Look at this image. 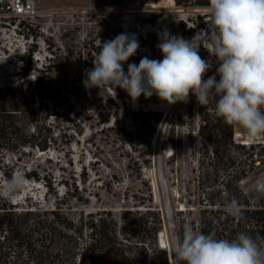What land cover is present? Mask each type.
Returning a JSON list of instances; mask_svg holds the SVG:
<instances>
[{"label": "rangeland", "instance_id": "374dc122", "mask_svg": "<svg viewBox=\"0 0 264 264\" xmlns=\"http://www.w3.org/2000/svg\"><path fill=\"white\" fill-rule=\"evenodd\" d=\"M37 6L38 16L32 22V30L30 34L28 30L25 33L29 34L27 38L33 36L30 44L25 46L22 39L13 35H0V87L15 86L26 78L34 79L38 70L52 63L49 74L52 82L39 88L30 86L29 93L41 94L48 90L55 97L48 107L59 115L56 121L55 115L49 117V122L56 126V142L47 152L24 149L20 160L0 149V181L16 173L25 176L24 190L12 199H0V205H13L18 213L52 210L55 199L46 193L45 182L29 177L36 172L41 178L46 176L52 181L63 199L59 203L69 209V216L76 221L82 212L88 215L104 210L111 211L120 221L122 211H146L153 207L162 219V238L158 242L167 251L169 264H175L172 248L184 228L200 231L201 227H206L218 237L226 233L234 219L236 222L242 214L233 218L218 207V193L224 190L225 175L221 174V179L212 187L201 185L203 169L214 179V160L212 156L203 155L199 134L201 113L196 97L190 92L187 102L169 104L153 94L148 98L141 95L134 101L115 85L97 88L86 87L84 83L86 70L93 68L94 55L120 30L135 34L140 45L137 53L123 64L127 73L129 63L138 65L145 56L156 60L163 57L157 48L162 31L191 39L200 30L208 29L206 8L177 11L168 0H125L123 6H102L97 0H37ZM24 46L25 52H22ZM199 54L209 60L208 50L202 46ZM25 59L31 60L30 67L24 63ZM211 62L213 67L204 79L214 75L219 66L214 57ZM40 97L36 103L41 101ZM138 108L162 113L149 147L148 165L140 161L134 164L127 154L128 148L108 142L99 132L104 125L112 127L117 116L129 127L123 109ZM83 128L84 132L79 134ZM234 139L248 146L264 145V138L250 139L239 126H235ZM130 155L134 156L131 152ZM134 157L140 160L138 155ZM253 159L254 165L245 158L238 164L237 169L244 170L245 177L237 182L236 195H240L238 200L260 208L264 206V162L256 155ZM81 167H85L88 174L83 190L85 184H80L83 177L79 176ZM74 182L87 204L75 198L65 199L67 189ZM138 197L146 202L140 203ZM90 239V231L85 230L79 240V253L89 247Z\"/></svg>", "mask_w": 264, "mask_h": 264}, {"label": "trees", "instance_id": "16d2710c", "mask_svg": "<svg viewBox=\"0 0 264 264\" xmlns=\"http://www.w3.org/2000/svg\"><path fill=\"white\" fill-rule=\"evenodd\" d=\"M97 1L102 6H123L125 3V0ZM173 1L182 10L204 9L208 4V0ZM120 33L122 30L117 35ZM24 63L31 66V60L25 59ZM51 66L52 63H49L38 70L34 79L26 78L15 86L0 87V149L10 152L17 160L24 154V149L47 152L56 142V126L49 122V117L55 115L56 121L59 115L48 107L55 97L48 90L41 94L37 91L29 93L30 86L39 88L46 82H52L49 75ZM39 97L41 101L36 103ZM214 107V101L199 106V134L203 155L212 156L214 160V179L203 169L201 185L212 187L221 179V174L225 175L222 181L224 190L218 193V207L223 210L224 192L230 198L238 200L240 197L236 195L237 182L245 177V171L237 169L238 164L245 158L250 159L254 165V155L264 162V145L259 143L248 146L237 142L234 139L235 126H229L217 117ZM123 113L125 120L128 117L129 127L117 116L112 121V127L104 125L99 128V132L108 138V142L119 144L122 149L128 148L134 156L138 155L140 160H134L135 157L127 151L134 164L140 161L148 165L149 147L162 120V113L148 108L123 109ZM70 122L73 123V118ZM83 132L84 128L79 130V134ZM91 135L95 137L93 131ZM80 170L79 176L83 177L80 184H85L83 190L86 188L88 174L85 167ZM29 177L45 182L46 193L54 196L56 205H52L53 209L49 211L31 210L25 213L14 211L10 204L0 205V264H169L168 253L158 242L159 234H162V219L153 207L146 211H122L120 221L107 210L88 215L82 212L76 221L69 216V209L59 203L63 199L50 179L46 176L41 178L36 172H32ZM64 184L68 186L69 182L64 181ZM67 190L65 199L75 198L82 204L88 203L76 182ZM138 200L140 203L146 202L141 197ZM238 201L242 206V216L236 222L234 219L231 228L217 238L231 240L239 232L264 236V206L256 208ZM85 230L90 231L89 247L79 253V240L84 237ZM200 231L205 234L212 232L206 227H201Z\"/></svg>", "mask_w": 264, "mask_h": 264}, {"label": "clouds", "instance_id": "9594fccd", "mask_svg": "<svg viewBox=\"0 0 264 264\" xmlns=\"http://www.w3.org/2000/svg\"><path fill=\"white\" fill-rule=\"evenodd\" d=\"M206 15L208 29L191 39L159 33L162 60L145 56L138 65L129 63L127 73L123 64L137 53V36L124 32L105 41L86 70L85 86L115 85L134 101L155 94L169 104L187 102L191 92L201 106L214 101V113L225 124L241 127L250 139L264 138V0H208ZM201 46L208 50L207 61ZM213 57L219 66L204 79ZM24 188L25 176L16 173L0 181V199H12ZM223 197L225 213L239 217V201L227 192ZM171 256L175 264H264V236L239 232L230 240L186 227Z\"/></svg>", "mask_w": 264, "mask_h": 264}, {"label": "built area", "instance_id": "2783aa9c", "mask_svg": "<svg viewBox=\"0 0 264 264\" xmlns=\"http://www.w3.org/2000/svg\"><path fill=\"white\" fill-rule=\"evenodd\" d=\"M37 7V0H0V35H13L22 39L25 46L30 44L33 36L30 39L27 35L32 30L33 20L38 16ZM27 30L29 34L26 35ZM25 46L22 52H25ZM161 238L159 234V241Z\"/></svg>", "mask_w": 264, "mask_h": 264}, {"label": "bare ground", "instance_id": "6f19581e", "mask_svg": "<svg viewBox=\"0 0 264 264\" xmlns=\"http://www.w3.org/2000/svg\"><path fill=\"white\" fill-rule=\"evenodd\" d=\"M168 1H171L172 3H174L173 0H168ZM182 9H177V11H181ZM242 143H245V142H242ZM163 247V246H162Z\"/></svg>", "mask_w": 264, "mask_h": 264}, {"label": "water", "instance_id": "95a60500", "mask_svg": "<svg viewBox=\"0 0 264 264\" xmlns=\"http://www.w3.org/2000/svg\"><path fill=\"white\" fill-rule=\"evenodd\" d=\"M174 6L176 7V9H179L176 5H175V2H174ZM160 242V241H159ZM160 246H162V245H160Z\"/></svg>", "mask_w": 264, "mask_h": 264}]
</instances>
